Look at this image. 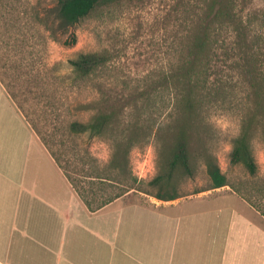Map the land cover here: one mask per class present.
Returning a JSON list of instances; mask_svg holds the SVG:
<instances>
[{"label": "rangeland", "instance_id": "1", "mask_svg": "<svg viewBox=\"0 0 264 264\" xmlns=\"http://www.w3.org/2000/svg\"><path fill=\"white\" fill-rule=\"evenodd\" d=\"M54 3L55 0L16 2V14L20 17L17 23L20 30L16 36L22 41L19 48L10 50L9 55L2 56L6 54V49L0 46V82L39 140L41 141V137L47 140L74 178L85 180L79 173L99 172L109 160L111 149L102 138L86 134L73 137L67 134L71 120L85 122L89 118L90 111L80 110L78 104L89 102L95 97L94 83L98 80L103 82V89L110 95L139 90L153 94L154 82L160 76L168 75L171 62L185 44L186 13L178 0H125L103 11L100 16L91 15L82 20L59 36V40H52L44 28L50 24L51 16L44 14ZM249 8L250 12L259 8L264 11V0H252ZM35 12L40 14V21L34 19ZM5 27L7 26L1 20L0 31L7 30ZM262 31L264 32V26ZM71 32L74 33L76 42L65 44L64 40L70 38ZM2 38L6 39V35ZM249 43L254 45L253 40ZM233 50L234 54L227 63L228 69L217 76L226 85L227 91L214 94L206 107V121L210 126L206 142L228 182L242 187L253 178L242 166L229 162V151L231 140L240 129V112L244 104H250L249 101L252 100L246 86L248 76L240 73L238 63H243L247 69L254 62H243L238 59L237 49ZM90 51L107 53L109 62L106 69L99 79L81 85L75 84L70 77L68 60L80 52ZM259 53L256 65L264 76V42ZM140 112L136 119L140 124L146 125L147 121L143 120L144 116L141 117ZM134 142L142 143L143 138L136 136ZM251 148L257 164L256 178L261 179L264 177V143L259 129L254 130ZM168 156L167 146L153 137L146 143L133 147L129 153L128 166L131 176L136 178L133 185L136 189H130L108 204H151L156 200L153 194L158 187L147 186V183L165 172ZM90 157L97 160L93 166ZM77 158L83 159L87 164L77 161ZM192 164L191 177L176 170L166 189H174L182 197L209 188L210 179L202 158L196 157ZM95 165H98V170L91 169ZM81 184L89 188L87 179L86 183ZM99 186L95 181L97 193ZM124 188V185L112 183L107 187V193L114 195ZM235 196L234 209L236 207L237 211L256 219L264 227V218L245 201L243 203L238 195ZM230 200L233 202V199ZM220 207L219 203L214 206ZM249 240H254L252 233ZM261 249L256 255L246 254L245 263L264 264L263 244Z\"/></svg>", "mask_w": 264, "mask_h": 264}, {"label": "trees", "instance_id": "2", "mask_svg": "<svg viewBox=\"0 0 264 264\" xmlns=\"http://www.w3.org/2000/svg\"><path fill=\"white\" fill-rule=\"evenodd\" d=\"M18 1L0 0V21L3 20L7 26V30L0 31V46L6 49V54L2 56L19 48L22 41L16 36L20 30L17 24L20 17L16 14ZM122 1L125 0H55L54 5L44 14L51 16L50 24L44 28L52 40H59V36L82 20L91 15L100 16L103 11ZM251 2L252 0H178L186 13L185 44L171 62L168 75L160 76L154 82L153 94L139 90L110 95L103 89L102 81L94 83L95 97L89 102L78 104L80 110L90 111L89 118L85 122L71 120L67 134L73 137L86 134L108 142L110 158L99 172L79 173L85 180L74 178L47 140L40 138L77 197L90 212L102 208L130 189H136L133 186L136 178L131 176L128 166L129 153L133 147L142 145L153 137L169 150L165 172L147 183V186L158 187L153 194L156 199L172 200L180 197L174 189H166L170 186L173 173L180 170L191 177L192 161L201 157L210 179L209 188L228 185L264 218V177L256 178L257 164L251 148L255 129H259L264 143V76L256 65L264 42V11L259 8L250 12ZM33 17L40 21L38 12ZM4 35L6 39L2 38ZM69 37L64 43L74 44V33L71 32ZM252 40L253 46L249 43ZM233 49H237L238 59L254 62L247 69L243 63H238L240 73L248 76L246 86L252 100L249 101L250 104L245 103L240 112V129L231 140L229 151V162L242 166L253 178L242 187L228 182L206 142L210 134L206 107L214 94L227 91L226 85L217 76L228 69L227 63L234 54ZM108 62L109 56L104 51L80 52L68 60L70 77L78 85L99 79ZM141 109L143 111L140 112ZM139 112L141 117L144 116L143 120L147 121L146 125L137 121ZM136 136H141L143 142H134ZM89 159L91 166L96 164V158ZM77 161L87 164L81 158H77ZM91 169L98 170V165ZM86 179L89 188L81 184L86 183ZM95 181L100 184L98 193ZM112 183L124 185L125 188L109 195L107 187Z\"/></svg>", "mask_w": 264, "mask_h": 264}, {"label": "crops", "instance_id": "3", "mask_svg": "<svg viewBox=\"0 0 264 264\" xmlns=\"http://www.w3.org/2000/svg\"><path fill=\"white\" fill-rule=\"evenodd\" d=\"M235 195L225 185L90 212L0 82V264H246L264 227Z\"/></svg>", "mask_w": 264, "mask_h": 264}]
</instances>
